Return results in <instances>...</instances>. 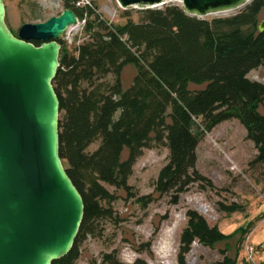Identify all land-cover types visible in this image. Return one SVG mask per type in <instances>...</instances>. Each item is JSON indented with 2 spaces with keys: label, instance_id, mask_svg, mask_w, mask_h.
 <instances>
[{
  "label": "trees",
  "instance_id": "obj_1",
  "mask_svg": "<svg viewBox=\"0 0 264 264\" xmlns=\"http://www.w3.org/2000/svg\"><path fill=\"white\" fill-rule=\"evenodd\" d=\"M63 1L84 20L88 36L74 51L59 39L60 66L53 81L60 99V156L85 211L73 248L52 264H75L79 246L89 235H99L101 221L114 217L115 195L107 185L128 190L134 165L152 140L169 148L156 190L172 194L176 203L196 183L215 187L197 169V148L202 135L223 121L235 118L245 126L258 150L253 162L264 164V83L248 77L264 66V31L258 29L264 0L211 19L190 15L177 4L146 8L139 21L129 18L124 24H114L92 2ZM127 65L135 66L136 75L125 89ZM190 84L207 85L192 91ZM96 141L97 149L89 151ZM224 209L232 213L244 207L232 203ZM187 217L178 264H190L186 256L195 241L214 246L233 236L210 225L198 210L189 209ZM147 245L150 249L151 242ZM103 262L126 264L117 253L104 254ZM215 264H237V259L224 253Z\"/></svg>",
  "mask_w": 264,
  "mask_h": 264
},
{
  "label": "rangeland",
  "instance_id": "obj_2",
  "mask_svg": "<svg viewBox=\"0 0 264 264\" xmlns=\"http://www.w3.org/2000/svg\"><path fill=\"white\" fill-rule=\"evenodd\" d=\"M89 1L114 24H124L129 18L140 20L141 9L122 8L117 0ZM4 3L6 22L15 34L24 23L46 21L65 9L63 0H4ZM171 4L180 5V2L168 0L167 4L154 8ZM244 7L202 18L233 15ZM263 20L264 8L259 24ZM84 24V20H79L61 37L70 51L88 39ZM135 75V66L125 69L124 78L128 82L133 81ZM248 77L264 83V66L253 69ZM206 85L190 84L189 88L198 91ZM260 110L264 112L263 107ZM99 143H92L89 151L97 149ZM257 153L255 143L247 137V130L238 119L219 123L202 135L197 148V169L210 178L215 187L196 183L179 195L176 203L172 194L156 190L155 182L168 162L169 148L165 143L152 140L134 165L128 181L130 188L107 185L115 195L111 205L114 217L101 221L99 235H89L79 246L80 256L75 264H108L103 262L106 253H117L126 264H178L180 237L188 222L189 209L198 210L210 225L233 235L214 246L195 241L186 256L190 264H215L224 253L236 258L237 264H264V164L253 162ZM127 156L128 149H125L122 159ZM141 196L146 197L139 199ZM232 203L242 205L244 210L226 211L224 206ZM247 228L250 230L243 232L242 229ZM149 242L151 248L147 249ZM247 245L260 247L251 258Z\"/></svg>",
  "mask_w": 264,
  "mask_h": 264
},
{
  "label": "water",
  "instance_id": "obj_3",
  "mask_svg": "<svg viewBox=\"0 0 264 264\" xmlns=\"http://www.w3.org/2000/svg\"><path fill=\"white\" fill-rule=\"evenodd\" d=\"M164 0H117L122 8ZM251 0H181L190 15L234 10ZM79 19L73 9L15 34L0 0V264H52L74 246L84 199L60 156V99L53 81L59 39ZM264 31V20L258 25ZM33 41H39L36 45Z\"/></svg>",
  "mask_w": 264,
  "mask_h": 264
},
{
  "label": "built area",
  "instance_id": "obj_4",
  "mask_svg": "<svg viewBox=\"0 0 264 264\" xmlns=\"http://www.w3.org/2000/svg\"><path fill=\"white\" fill-rule=\"evenodd\" d=\"M179 2H180V6L183 7L181 0H179ZM167 3H168V0H164L163 3L160 4L159 6H163V5L167 4ZM82 4L87 5V4H91V2H90L89 0H79V1L77 2V5H78V6H81ZM133 7L143 10V9H146V8H154V7H156V6H147V5H146V6H141V5H133ZM193 16H197V17H199V18H202V17H203V16H199V15H193ZM260 246H261V245H260ZM261 247H263V246H261ZM246 248H247L248 252L250 253L249 256H250V258H251V257L253 256V254L255 253V251L257 250V248L259 249L260 247H259V246H256V248H255L253 245H247Z\"/></svg>",
  "mask_w": 264,
  "mask_h": 264
},
{
  "label": "crops",
  "instance_id": "obj_5",
  "mask_svg": "<svg viewBox=\"0 0 264 264\" xmlns=\"http://www.w3.org/2000/svg\"><path fill=\"white\" fill-rule=\"evenodd\" d=\"M130 65H127L125 66L124 70H123V76H122V80H123V86L125 89L129 88L132 84V81L131 82H128L125 78H124V74H125V69L129 68Z\"/></svg>",
  "mask_w": 264,
  "mask_h": 264
},
{
  "label": "flooded vegetation",
  "instance_id": "obj_6",
  "mask_svg": "<svg viewBox=\"0 0 264 264\" xmlns=\"http://www.w3.org/2000/svg\"><path fill=\"white\" fill-rule=\"evenodd\" d=\"M35 43V41H33Z\"/></svg>",
  "mask_w": 264,
  "mask_h": 264
}]
</instances>
